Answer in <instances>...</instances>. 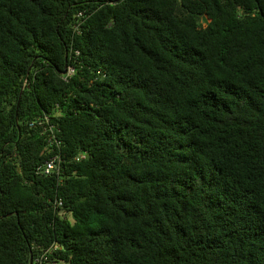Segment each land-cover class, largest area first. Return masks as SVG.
Here are the masks:
<instances>
[{
    "label": "trees",
    "instance_id": "obj_1",
    "mask_svg": "<svg viewBox=\"0 0 264 264\" xmlns=\"http://www.w3.org/2000/svg\"><path fill=\"white\" fill-rule=\"evenodd\" d=\"M53 246L264 264V0H0V264Z\"/></svg>",
    "mask_w": 264,
    "mask_h": 264
},
{
    "label": "built area",
    "instance_id": "obj_2",
    "mask_svg": "<svg viewBox=\"0 0 264 264\" xmlns=\"http://www.w3.org/2000/svg\"><path fill=\"white\" fill-rule=\"evenodd\" d=\"M73 72L72 69H68L66 71V76H69L71 73ZM33 126V123H30V127ZM84 158V155H79L76 160H80V159H83ZM59 162L58 158L57 157H53L51 159H49L48 161H46L42 167V172L45 174V175H49L51 173H58L59 171V168L57 166V163ZM57 249V246H53L51 247L48 251H46L45 253L39 255V256H36L34 258V261L32 264H52L50 261H48L47 259V254H51L52 251L56 250Z\"/></svg>",
    "mask_w": 264,
    "mask_h": 264
},
{
    "label": "water",
    "instance_id": "obj_3",
    "mask_svg": "<svg viewBox=\"0 0 264 264\" xmlns=\"http://www.w3.org/2000/svg\"><path fill=\"white\" fill-rule=\"evenodd\" d=\"M66 73V70L64 69V71L62 72V74H65ZM29 264H31V256L29 258Z\"/></svg>",
    "mask_w": 264,
    "mask_h": 264
}]
</instances>
